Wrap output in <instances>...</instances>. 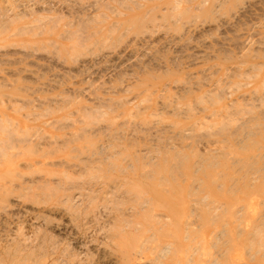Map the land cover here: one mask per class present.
Segmentation results:
<instances>
[{
	"label": "bare ground",
	"instance_id": "obj_1",
	"mask_svg": "<svg viewBox=\"0 0 264 264\" xmlns=\"http://www.w3.org/2000/svg\"><path fill=\"white\" fill-rule=\"evenodd\" d=\"M0 18L1 65L29 64L0 92V264H183L194 244L182 237L181 151L149 161L134 133L207 132L246 116L241 103L264 97V0H0ZM39 70L74 99L23 111L22 81Z\"/></svg>",
	"mask_w": 264,
	"mask_h": 264
},
{
	"label": "rangeland",
	"instance_id": "obj_2",
	"mask_svg": "<svg viewBox=\"0 0 264 264\" xmlns=\"http://www.w3.org/2000/svg\"><path fill=\"white\" fill-rule=\"evenodd\" d=\"M6 19L7 18L5 17H4V20L3 18H0L1 27L4 26L5 28L3 21L11 23L9 19L7 20ZM8 24L9 23H6V26H8ZM13 56L10 55V57L8 58L14 59L17 57V55H13ZM231 56L233 55H230L229 58H231ZM1 58L2 57L0 56V62H1ZM31 58L32 57H30L28 60L31 61ZM24 63L25 62L17 63V64L9 63L10 65L9 64L1 65L0 63V82L2 85V86L0 85V92H5L8 90L9 82L8 80H6L7 79L6 77H7V74L10 73V71L12 72V69H19V67L24 69V71L23 70L16 71L17 76H21V77H24L25 72L29 71V69L27 71L29 64H24ZM22 66L23 67L25 66V67L23 68ZM34 69L37 70L36 67ZM256 69L260 71V67H256ZM253 70L255 74L259 72V71L257 72V70L255 69ZM38 72H39L37 74L38 79L28 81V82L22 81L24 87H27L26 89L28 92V93L27 92L24 93L23 91V95H25L24 101L27 102L28 104L24 106V109H22L23 111L26 109L27 110L33 109L32 110L33 112H36V111L51 112L52 110L56 109V105L58 104L59 105L57 106V108L63 104L66 105L68 103L67 100H69L68 98L69 96L74 99L73 94L60 93L56 90L51 89L49 86H48L49 88L47 89V84L45 83L50 82L49 77H48L49 73H45L40 70ZM40 72L41 74L43 72V74L41 75ZM122 81L119 80V82H122ZM41 82H44V83H41ZM119 82H118L119 86L124 84V83L121 84ZM5 84H7V86ZM30 86H32L33 88ZM44 86L47 90L44 88ZM66 86H67L66 83H64L61 85V88H64ZM28 87L30 90H28ZM222 91H221L222 93L219 92L217 94H214L212 101L220 100L222 98V94L225 93L226 90H222ZM54 94H57V95H54ZM26 95H27V98H26ZM58 95H61V96H58ZM64 96H68L66 99L67 103L62 102V100L65 98ZM36 97H38L39 99L38 98L36 99ZM43 98L45 101H43ZM48 98H50V100ZM72 98H70L69 103L72 102L73 100ZM263 99L264 97L257 99L258 101L257 100L254 101L253 99H251V101L248 100L250 102L249 104H247V102H244L245 101L244 100L241 103L240 108L246 107V110L244 111L245 114L244 112H242L244 110L243 108L239 112H241L242 115H246V116H243L244 118L243 117L240 118L241 114H239L236 116V119L238 117L237 119L238 121H235L237 122V124H235V122L234 124H231V125L225 124V126L221 128H219L220 126L219 127L216 126L213 128V129L216 128L215 131L213 129H210L211 131H207V132H201V131L194 132L193 131L192 134H190L191 131L189 132L186 131L189 137L186 136L187 134L185 132H184L185 135H182L181 133H179L180 136L182 135L181 137L184 136L181 139L180 137H178L179 134L178 135L176 134L178 138L174 136L175 133H172L171 130H167V131L161 130V132H159L160 130L158 131L150 130L149 132H152L150 133L152 135H149L150 137L148 136L149 134L148 131L146 132L147 133L146 136L144 132L134 133V135L135 134L137 135V136L135 135V137H137L135 138L137 142L144 143V144L142 143L140 144H142V146L145 145L146 149L148 150L149 154L147 158H149L148 159L149 161L151 160L154 161L153 160L154 158H156V160L158 158L160 159L163 156V153L164 155L169 154V153H170L169 155H171V152H177V150H179V152L181 151L180 153L177 152L178 154L177 156H178L179 161H181L182 163L178 164L179 161L177 160V158L176 159L173 158L175 161L177 160L178 162V163L175 162V165L176 164L178 165H177V169L176 168L174 169L176 173L180 172L179 174L180 176L181 175L184 176V177L181 176V178L183 179L182 189H183V192L186 194L187 210L190 211V213L188 212L189 218H190L188 221L189 222L190 220L192 221L190 222L189 226H188L189 222H187V224L184 225L182 229V237L183 239L185 238L184 240L185 245L189 244V247H192L190 245L194 244L192 249L189 248L188 250H186L188 252V255H190L189 256L190 258H187V260H185L183 264H211V263L214 264V262L216 264L218 261L219 262L217 264H227V263L228 264H264V219H263L264 218V128L263 127L264 126H261L259 130L258 128H256L257 127L256 124H259V123L264 124V100ZM112 100H115V99H112ZM111 101L109 102V105L111 104L110 106L114 108H121L122 106L121 102L119 105V102L116 101V103L118 104L117 106L116 103H114L113 101L111 103ZM43 102H45V104H43ZM46 103H48L51 106H48V104ZM243 103L249 106L247 107ZM109 105L108 104L106 105L107 109L110 107ZM102 108H101L102 112L107 110L106 107H102ZM262 108L263 110H261ZM98 115L99 116L97 119L98 120L101 119V120L97 121L99 122V124L97 123L95 126L97 127L99 125L98 127L102 128L101 131L103 133H107L105 135L102 134V136L103 135L106 136L110 134L111 132H113L112 131L113 128L108 127L109 128L108 129L107 125H103V123L106 124V122L102 119L104 118V113H98ZM100 122L102 124H100ZM103 128H105L106 132L105 130H103ZM120 129L118 128V131L119 130L120 131L119 132L116 131V132H118V134L121 135V133L123 134V132H125L126 128L120 127ZM162 132H164L163 135L160 134ZM153 134L156 136V138L157 136H159V139L158 138L156 139ZM134 135H133V138H134ZM193 135L194 137H192ZM163 138L165 139L163 140ZM142 139L144 142L142 141ZM150 140L152 141L149 142ZM157 140H162V141L157 142ZM176 141L177 142L179 141V142L177 143ZM180 142L181 144L184 143L186 145V148L176 147V146L181 145L179 144ZM258 142L260 144H258ZM175 143H177V145ZM187 144L188 145L190 144V145L188 146ZM254 144H256V146ZM110 145H108V147L106 146L104 147L105 150L106 148H109L107 149L108 152H106L107 150L105 151L103 148V150L98 152L97 155L100 157L108 156L110 154L109 151L112 150V147L110 148ZM155 146L161 147V148L157 147L156 150H158L159 148V150L157 151V154H156ZM171 146H174V148H171ZM162 147H164L165 149H163ZM163 150L165 151L168 150L169 152L166 151L167 152L166 153ZM154 151H155V154H154ZM159 151L160 152L162 151V152L160 153ZM158 152L160 155L158 154ZM192 154L194 156H191ZM173 159H170V163L172 162ZM208 165H211V166H208ZM192 172L194 173V175L192 174ZM185 174H187L188 176L186 177ZM212 180L213 182L214 180L216 182L213 183ZM187 185L188 187L192 189H189ZM209 186L215 187L217 189L215 190L216 194H214V192ZM220 188H222L223 190H221ZM187 190L188 191L190 190V192L187 193ZM223 191L226 192L225 193L226 198H222L220 196V194L222 195V193H224ZM217 192H219L220 194H217ZM207 207L209 208V210ZM191 214L192 216L190 217ZM184 229H187L188 231ZM201 239L203 241H201ZM188 259H190L189 262H188Z\"/></svg>",
	"mask_w": 264,
	"mask_h": 264
}]
</instances>
